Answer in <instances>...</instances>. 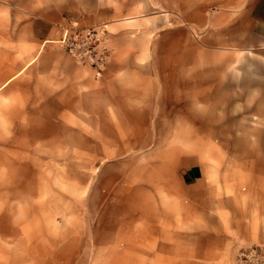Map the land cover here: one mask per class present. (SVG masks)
<instances>
[{
    "label": "rangeland",
    "instance_id": "1",
    "mask_svg": "<svg viewBox=\"0 0 264 264\" xmlns=\"http://www.w3.org/2000/svg\"><path fill=\"white\" fill-rule=\"evenodd\" d=\"M255 2L0 0V84L27 63L0 88V264L200 260L180 162L245 186L226 171L264 158V97L226 91L260 67Z\"/></svg>",
    "mask_w": 264,
    "mask_h": 264
},
{
    "label": "crops",
    "instance_id": "2",
    "mask_svg": "<svg viewBox=\"0 0 264 264\" xmlns=\"http://www.w3.org/2000/svg\"><path fill=\"white\" fill-rule=\"evenodd\" d=\"M253 12H256L255 22L258 28L255 38L260 43L259 55L261 56L260 62L256 64L260 67L257 69L246 67L253 63L243 62V66L236 72V80L242 83L248 81L251 85L245 89L238 86L234 88L235 80L232 79V87L227 85V95L264 97V0H256ZM26 64L15 61L8 70L9 74L7 76L4 74L1 78L0 88L24 72L27 68ZM229 82L228 78L227 84ZM19 84L20 81L17 88ZM215 92L216 90L213 89V94ZM257 156L252 154L248 161L252 163H249L247 168H242L241 172L230 169L226 171L227 177L248 176L250 180L245 186H239L236 181L231 182L228 179L225 186L219 187L213 175L207 176L202 164L196 161L180 162L177 179L182 186L179 195L182 216L179 220L187 222L186 224L192 221L193 240L196 242L192 257L195 260L200 259L191 264H203L202 262L225 264L242 247L264 245V158L259 159ZM258 160L261 161L260 165L255 164ZM221 173L219 171L217 175ZM203 234L209 235V244L198 245V241H206ZM176 235L175 239H180L182 233L176 232ZM163 249H165L164 246ZM202 249L206 251L209 249L210 256Z\"/></svg>",
    "mask_w": 264,
    "mask_h": 264
},
{
    "label": "built area",
    "instance_id": "3",
    "mask_svg": "<svg viewBox=\"0 0 264 264\" xmlns=\"http://www.w3.org/2000/svg\"><path fill=\"white\" fill-rule=\"evenodd\" d=\"M234 264H264V245H252L241 249Z\"/></svg>",
    "mask_w": 264,
    "mask_h": 264
}]
</instances>
